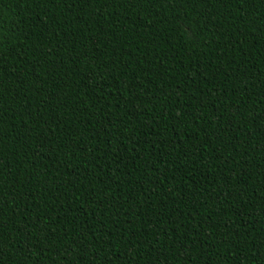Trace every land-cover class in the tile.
<instances>
[{
  "label": "trees",
  "instance_id": "trees-1",
  "mask_svg": "<svg viewBox=\"0 0 264 264\" xmlns=\"http://www.w3.org/2000/svg\"><path fill=\"white\" fill-rule=\"evenodd\" d=\"M0 264H264V0H0Z\"/></svg>",
  "mask_w": 264,
  "mask_h": 264
}]
</instances>
